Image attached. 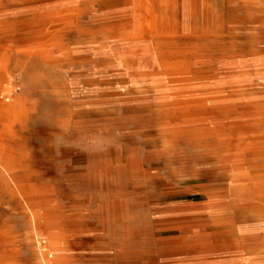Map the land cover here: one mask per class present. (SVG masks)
I'll return each mask as SVG.
<instances>
[{
    "label": "rangeland",
    "instance_id": "rangeland-1",
    "mask_svg": "<svg viewBox=\"0 0 264 264\" xmlns=\"http://www.w3.org/2000/svg\"><path fill=\"white\" fill-rule=\"evenodd\" d=\"M47 2L55 10L82 11L84 28L107 27L111 15L126 13L117 27L209 30L215 66L233 84L235 104L227 113L219 109L214 122L216 137L230 140L229 160L218 165L226 154L220 145L214 158L190 151L172 155L162 133L165 124L99 81L113 76L94 74L89 63L75 64L63 71L74 99L88 104L83 119L49 130L56 113L46 104L35 117L33 171L39 180L32 184L44 187L36 204L9 194L15 186L5 167L22 177L20 148L8 138L7 123H0V252L5 253L0 264H43L41 242L55 257L48 232L39 228L46 222L34 218L36 207L65 225L71 243L64 264H264V195L255 193L264 190V35L254 28V15L241 0ZM90 18L105 19L90 25ZM253 49L261 50L258 68L249 67ZM240 82L244 95L259 103L237 104ZM1 86L9 87L6 78ZM176 218L178 224L170 226ZM174 251L181 259L166 257Z\"/></svg>",
    "mask_w": 264,
    "mask_h": 264
},
{
    "label": "bare ground",
    "instance_id": "bare-ground-1",
    "mask_svg": "<svg viewBox=\"0 0 264 264\" xmlns=\"http://www.w3.org/2000/svg\"><path fill=\"white\" fill-rule=\"evenodd\" d=\"M241 2L254 15L252 24L256 31L264 35V25H261L263 0ZM84 16L82 11L55 10L47 0H0V123H7L8 138L20 148L17 162L22 174L21 178L17 177L16 172L5 167L15 186V190H9L10 196L36 204L43 195V185L32 184L39 180L33 171L36 161L32 143L37 132L38 108L43 104L54 108L56 116L51 119L49 130L72 127L84 117L82 109L88 104L74 99L65 79V69L75 64L89 63L94 74L113 76L103 81L99 77V81L109 87L115 86L118 94L131 97L153 114L155 121L165 124L162 133L172 155L179 157L190 151L214 158L215 148L220 145V153L226 154L219 157L218 165L222 168L227 164L230 140L216 137L214 122L219 109L223 108L225 113L228 106L235 104L230 95L233 84L229 76H220L215 66L216 43L210 40V31L201 27L168 32L156 27L131 30L117 27L116 21L121 23L126 13L111 15L107 27L84 28L87 25ZM104 19L90 18V25ZM50 36L53 39L46 40ZM252 44L256 45L257 39ZM260 51L250 52V68L260 67ZM237 65L244 68L240 63ZM53 71L59 72L61 77L53 75ZM5 78L9 87L3 89ZM241 83L239 87L243 88L239 90L243 92L237 104L244 107L259 103L260 99L244 95L246 88ZM101 98L104 96L98 99ZM8 152L13 153L12 150ZM6 185L10 188L9 182ZM255 193L261 196L264 190L257 189ZM214 207L212 204L209 208L210 215L214 214ZM36 208L34 218L46 222L39 228L48 232L55 252L52 258L45 252V242H39L43 249L40 255H45L43 264H64L63 254L71 243L64 236L65 225L56 221L54 214L45 213L42 207ZM168 224L176 225L178 219ZM166 257L178 260L182 255L174 251ZM4 258L5 253L0 252V262Z\"/></svg>",
    "mask_w": 264,
    "mask_h": 264
}]
</instances>
